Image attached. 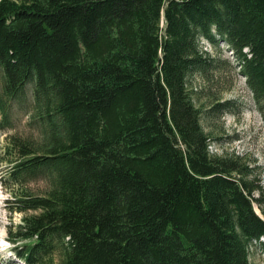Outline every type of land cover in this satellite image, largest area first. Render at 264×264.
Returning a JSON list of instances; mask_svg holds the SVG:
<instances>
[{"label":"trees","instance_id":"1","mask_svg":"<svg viewBox=\"0 0 264 264\" xmlns=\"http://www.w3.org/2000/svg\"><path fill=\"white\" fill-rule=\"evenodd\" d=\"M201 41L264 119V0H0V130L24 109L42 141L11 137L4 184L47 183L8 201L24 264H250L251 242L264 264V188L210 153L192 99L219 66Z\"/></svg>","mask_w":264,"mask_h":264},{"label":"rangeland","instance_id":"2","mask_svg":"<svg viewBox=\"0 0 264 264\" xmlns=\"http://www.w3.org/2000/svg\"><path fill=\"white\" fill-rule=\"evenodd\" d=\"M201 43L202 49L219 61L216 62L219 65L217 69L204 74L195 73L189 81L192 99L202 110V127L211 138L209 151L230 162L236 169L235 176L251 171L249 180L252 184L264 188V119L258 104L239 73L230 49L221 42L217 46ZM7 123V128L0 130V264H24L16 256V249L24 241H12L15 225L20 223L24 212L16 211L15 204L8 201L12 198L10 195H14L12 192L19 197L43 195L47 183L42 178H35L16 186L4 184L8 183L5 173L15 157L9 143L11 137L18 136L33 140L34 148H38L42 141L41 138L30 137L33 132L27 125L24 109L13 108ZM261 197L264 201V191ZM253 206L264 218L258 204L253 202ZM248 253L250 264H263L258 245L251 242Z\"/></svg>","mask_w":264,"mask_h":264}]
</instances>
